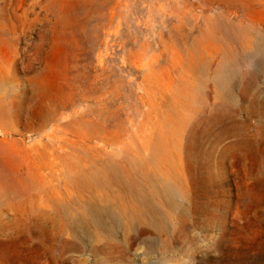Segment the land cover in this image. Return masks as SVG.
I'll return each instance as SVG.
<instances>
[{
    "label": "rangeland",
    "instance_id": "1",
    "mask_svg": "<svg viewBox=\"0 0 264 264\" xmlns=\"http://www.w3.org/2000/svg\"><path fill=\"white\" fill-rule=\"evenodd\" d=\"M0 264H264V0H0Z\"/></svg>",
    "mask_w": 264,
    "mask_h": 264
},
{
    "label": "bare ground",
    "instance_id": "2",
    "mask_svg": "<svg viewBox=\"0 0 264 264\" xmlns=\"http://www.w3.org/2000/svg\"><path fill=\"white\" fill-rule=\"evenodd\" d=\"M247 43V42H246ZM251 43V42H250ZM248 47H252L255 53H260L263 51V38H257L256 41L253 44H247ZM85 152V151H84ZM85 154H87V152H85ZM93 155V154H92ZM80 156V155H79ZM78 156V158H79ZM88 155H85L83 157L80 156V160H84L85 158V164L87 163V161H89L87 159ZM94 156V155H93ZM92 156V160L94 159V157ZM87 159V160H86ZM83 162V161H82ZM94 162V161H93ZM97 165H93V163H90L89 166H87V171L82 172V171H77L78 173V178L79 179H84L83 181H80L78 179H75V184L78 187H85L87 189H93L96 186H104L105 180H104V174L107 172L108 168L109 170H116L114 168L113 165H109L106 168H103L102 165H100V168H98V170L101 173V179L96 178L95 176V169H96ZM121 176L124 178V183L126 184V187L130 190L132 187L136 188L134 194H135V199L136 201L141 204V205H145L146 201H147V194H148V190L145 189V184L143 183L144 181L141 180L140 177H137L135 175L132 174L131 170L126 167V166H121ZM170 191V188H168V192ZM118 194V193H117ZM106 195V194H105ZM107 197V196H106ZM91 198H93V200H97L99 203H102L105 201V198H102L97 192L92 191L91 194ZM113 201V199H111ZM110 202V201H109ZM115 202V201H113ZM127 202V201H126ZM132 202V201H131ZM119 203V202H118ZM120 204V203H119ZM130 204V203H129ZM134 205V204H133ZM149 205V204H148ZM123 206V205H122ZM126 206V204H125ZM128 207V205L126 206ZM126 207L123 206V208H121L122 210ZM124 209V210H125ZM121 210V211H122ZM123 210V213H124ZM129 213L128 215L131 216L132 215V211L133 208L129 207L128 208ZM126 213V212H125ZM83 214H87V217L91 220V222L95 223L97 222L98 224H102L103 223V217L107 216V215H111L108 211H106V209L102 206H98L95 203L89 204L85 207V213ZM114 218L117 217L118 215H112ZM88 222V221H87Z\"/></svg>",
    "mask_w": 264,
    "mask_h": 264
}]
</instances>
